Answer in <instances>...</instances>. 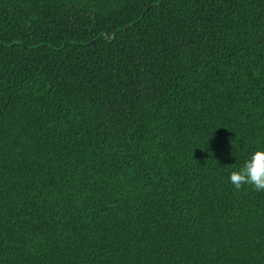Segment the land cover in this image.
<instances>
[{
	"label": "trees",
	"instance_id": "16d2710c",
	"mask_svg": "<svg viewBox=\"0 0 264 264\" xmlns=\"http://www.w3.org/2000/svg\"><path fill=\"white\" fill-rule=\"evenodd\" d=\"M264 0H0V264H264Z\"/></svg>",
	"mask_w": 264,
	"mask_h": 264
},
{
	"label": "clouds",
	"instance_id": "9594fccd",
	"mask_svg": "<svg viewBox=\"0 0 264 264\" xmlns=\"http://www.w3.org/2000/svg\"><path fill=\"white\" fill-rule=\"evenodd\" d=\"M229 180L236 189L251 185L258 192L264 191V149L252 152L242 167L230 172Z\"/></svg>",
	"mask_w": 264,
	"mask_h": 264
}]
</instances>
